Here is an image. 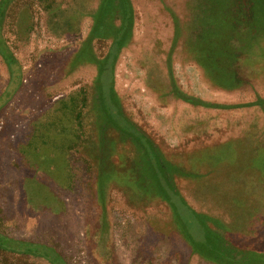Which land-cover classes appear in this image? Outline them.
<instances>
[{
    "label": "rangeland",
    "instance_id": "374dc122",
    "mask_svg": "<svg viewBox=\"0 0 264 264\" xmlns=\"http://www.w3.org/2000/svg\"><path fill=\"white\" fill-rule=\"evenodd\" d=\"M212 1L229 3L223 14L244 3L248 14L263 11L257 0H129L133 25L112 89L226 258L191 243L143 150L93 124L118 0L5 7L0 39L19 84L8 90L12 73L0 52L1 235L49 246L66 264H264V31L247 46L234 42L241 84L217 85L188 49L195 15ZM0 264L51 263L0 247Z\"/></svg>",
    "mask_w": 264,
    "mask_h": 264
},
{
    "label": "trees",
    "instance_id": "16d2710c",
    "mask_svg": "<svg viewBox=\"0 0 264 264\" xmlns=\"http://www.w3.org/2000/svg\"><path fill=\"white\" fill-rule=\"evenodd\" d=\"M9 1L0 0V20ZM255 3L262 7V13L255 12L248 14L244 3L237 4L236 9H239L238 12L235 10L232 14H223L220 10V5L228 6L229 3L220 4L217 1H212L206 3L208 8L204 14L202 9H200L199 17L195 15L194 21L198 23V30L195 31L196 33L191 34L192 37L190 36L188 49L193 54L196 62L209 75L208 77L217 85L225 88H234L241 84L238 83L237 68L233 64L237 58V47L234 42L241 40L247 46L250 40L256 39V35L264 31V0H257ZM231 5H234V3H231ZM117 9L120 14V21L119 25L114 28L110 47L104 55L103 63L100 67L98 78L100 89L98 90L99 94L94 104V111L96 110V113L98 112V119L95 118L93 124L99 134L107 125L112 126L121 134L130 138L143 150L158 188L164 194L182 231H184L191 243L199 248L202 254L226 258L225 252L221 249L215 236L206 227L204 220L189 207L172 185L171 177L167 175L168 167L162 163L154 144L139 128L127 119L115 101L112 89V68L120 49L125 44L126 36L131 32L133 25V10L129 0H118ZM98 26L100 27L98 29L99 31L101 27H105L103 25ZM178 36V23L175 19L174 44ZM0 52L4 56L12 73L7 86L9 90L19 84V66L7 51L1 39ZM80 53L83 54L84 51L82 50ZM14 76L18 80L16 78L13 79ZM186 99L197 103V100H194L195 98L192 96H188ZM199 103L202 102L199 101ZM97 145L100 146V141H97ZM96 180H99V178ZM0 247L19 253L38 255L51 264H66L63 258L53 248L46 245L20 242L0 234Z\"/></svg>",
    "mask_w": 264,
    "mask_h": 264
},
{
    "label": "crops",
    "instance_id": "0c3cea01",
    "mask_svg": "<svg viewBox=\"0 0 264 264\" xmlns=\"http://www.w3.org/2000/svg\"><path fill=\"white\" fill-rule=\"evenodd\" d=\"M174 24V22H173ZM173 39H174V28H173V34H172V38H171V41L173 42Z\"/></svg>",
    "mask_w": 264,
    "mask_h": 264
}]
</instances>
